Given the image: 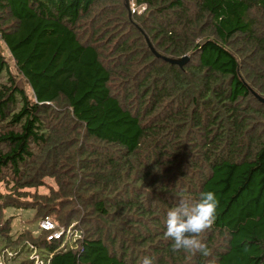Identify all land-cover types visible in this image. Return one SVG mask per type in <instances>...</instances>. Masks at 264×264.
<instances>
[{"label":"trees","instance_id":"1","mask_svg":"<svg viewBox=\"0 0 264 264\" xmlns=\"http://www.w3.org/2000/svg\"><path fill=\"white\" fill-rule=\"evenodd\" d=\"M129 2L0 0V264H205L164 220L207 191L218 264H264V0Z\"/></svg>","mask_w":264,"mask_h":264},{"label":"clouds","instance_id":"2","mask_svg":"<svg viewBox=\"0 0 264 264\" xmlns=\"http://www.w3.org/2000/svg\"><path fill=\"white\" fill-rule=\"evenodd\" d=\"M217 206L218 200L212 191L200 193L197 200L179 198L178 203L167 211L164 220L165 236L171 239L173 252H199L205 258L210 257L205 264H218L211 250L200 239L201 234L214 223ZM140 264H154V260L144 256Z\"/></svg>","mask_w":264,"mask_h":264},{"label":"rangeland","instance_id":"3","mask_svg":"<svg viewBox=\"0 0 264 264\" xmlns=\"http://www.w3.org/2000/svg\"><path fill=\"white\" fill-rule=\"evenodd\" d=\"M2 50L4 55L9 59L10 55L9 53L4 49L3 46ZM6 75L3 78V81H5ZM47 183L50 185H53L52 180L47 179ZM26 192H34V189H26ZM0 192L1 193H5L6 189L4 187V185L0 186ZM40 193H47L48 189L46 187H42L39 189ZM13 218V224H12V235L13 236H18L19 234H21L22 232L29 230L32 231L35 234H39V222H33L32 220L35 217V211L34 210H18V209H14V208H9L6 210L5 212V219L8 218ZM75 235H67V240L70 241V244H72L71 242H73L75 240Z\"/></svg>","mask_w":264,"mask_h":264},{"label":"built area","instance_id":"4","mask_svg":"<svg viewBox=\"0 0 264 264\" xmlns=\"http://www.w3.org/2000/svg\"><path fill=\"white\" fill-rule=\"evenodd\" d=\"M135 5H132V12H135ZM145 8H142L141 11H144ZM39 230L41 232H47L50 233L48 239L52 240V239H60L64 234L67 235H72L71 231H67L65 233L64 229L59 230L56 226V224L50 219V218H45L40 220L39 222Z\"/></svg>","mask_w":264,"mask_h":264},{"label":"water","instance_id":"5","mask_svg":"<svg viewBox=\"0 0 264 264\" xmlns=\"http://www.w3.org/2000/svg\"><path fill=\"white\" fill-rule=\"evenodd\" d=\"M125 5H126V7L129 9L130 8V2H129V0H125ZM150 47H151V45H150ZM152 48V47H151ZM153 50V49H152ZM153 52H155L154 50H153ZM156 53V52H155ZM156 55L157 56H160V55H158L157 53H156ZM164 60L166 61V62H169V63H171V64H174V65H178V66H180V67H183L184 65H186L187 64V62L189 61V56H184L183 58H181V59H170V58H164Z\"/></svg>","mask_w":264,"mask_h":264}]
</instances>
